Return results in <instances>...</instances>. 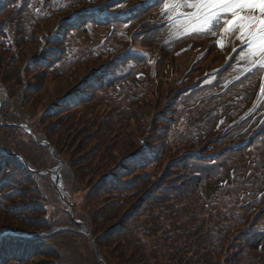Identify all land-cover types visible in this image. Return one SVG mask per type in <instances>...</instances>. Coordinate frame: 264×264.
Wrapping results in <instances>:
<instances>
[{"label": "trees", "instance_id": "1", "mask_svg": "<svg viewBox=\"0 0 264 264\" xmlns=\"http://www.w3.org/2000/svg\"><path fill=\"white\" fill-rule=\"evenodd\" d=\"M8 52L5 49H0V99L3 101L2 108L0 110V140L4 141L9 146H12L10 151L21 153L28 163L34 169L43 168L46 166H54L56 161L50 158L47 149L43 146L36 144V141L31 137L25 135L24 132H17L13 127H7L5 122L7 120H16L19 115L17 108H24L23 104L31 105L30 101L26 97H22L19 89H12L13 85L19 86V79L17 72H14V63L16 59H7ZM10 74H13L10 76ZM13 79V80H12ZM63 88L56 87L54 93H61ZM9 99V101H8ZM42 97L39 98L41 100ZM20 104V105H18ZM22 114V113H21ZM126 118L128 116L126 115ZM4 120V121H2ZM44 120V119H43ZM43 120L36 122V126L41 128ZM82 120V119H81ZM80 120V121H81ZM109 122V121H108ZM50 127L40 130L36 133L37 140L48 139L53 143L57 158H65L68 153V148L63 146V142L67 143L71 141V135L65 137L62 135L63 131H53ZM76 142H72V146L76 147ZM0 144L2 142L0 141ZM132 143L127 144L128 149H132ZM129 146V147H128ZM94 149L88 146V142H82L78 148L77 155L83 153H92ZM85 157H87L85 155ZM85 157L80 158L79 161H74L71 164L73 167H78ZM170 159V168L173 166H179ZM180 159H176V162H180ZM183 162V161H182ZM103 167H108L112 164V157L107 156L104 160ZM11 168L12 176L15 180L16 188L22 193L16 197L4 196V199L8 201V207H10L9 213L4 207H0V213L9 215V219L2 220L0 222V228L6 226L18 231H36L50 232L58 225L64 224V220L59 213H53L44 206H38L36 202V192L30 191V187L34 183L40 182L44 179L38 173H28L27 169L22 166L21 163L15 161V157L10 155L9 161L5 163V167L0 165V171H4L5 168ZM129 167V166H128ZM129 169L122 170L117 179V183H108L104 181L102 184H106V188L99 186L92 193L89 192L88 202L95 204L96 200H101L106 195L111 193H121L129 189H134V195L129 194L125 198L108 197V204L98 203L97 207H91L92 204H87L84 198V205L80 206V217L87 220L93 227L96 241L99 245L102 254L104 256L106 264H190V257H196L199 259L200 264H222L223 262V236H226V232L229 230V226L234 222H226L225 215L222 213L215 220H212V215L208 216L209 208L216 206V200H191L187 202V205L181 210L178 209L176 204H167L166 198H156L153 195L156 189L152 191L146 190L148 184L151 181L150 174H138L134 177V180L127 181L124 178H128L132 173H126ZM82 174V172H81ZM80 173L74 181H78L82 176ZM167 177V176H166ZM72 181V184L77 187L78 185ZM199 179L195 178L194 182H186L185 187H191L190 190L183 189V185L180 188H176V191H171L169 194L182 197L183 195L194 197L198 195V191H195V185ZM125 183L123 188H114L112 186H121ZM203 183V182H202ZM110 187L111 189H107ZM194 187V188H193ZM193 189V190H192ZM143 190V191H142ZM26 194H24L25 192ZM187 194V195H186ZM27 195V196H26ZM142 196L138 205L134 207V210L129 212L124 220L121 221L120 226L113 232H106L114 221L121 216L124 208L128 206V202L136 196ZM25 198L23 203L26 206L24 212H28L33 218L26 216H19L17 214V204L21 198ZM52 197H54L52 195ZM96 199V200H95ZM32 201L34 204H31ZM146 203L148 206H146ZM162 206V210L170 212V223L168 227L171 228L170 233H163L161 235L158 226L163 224V220L148 214L149 217L142 219V213L148 210H152L153 205ZM189 207H192V211L187 217H183V212L188 213ZM19 208H21L19 206ZM88 208V209H87ZM142 208V209H140ZM154 208V207H153ZM18 209V210H17ZM83 211V213L81 212ZM6 215V214H5ZM68 215H65L64 219L69 220ZM196 218L198 219V225H193L192 222ZM14 219V220H13ZM159 223V224H158ZM236 223V222H235ZM196 228V232L194 229ZM222 232V235L220 234ZM252 232V231H250ZM255 234V235H254ZM175 236L174 238L172 236ZM71 237V239H66ZM153 239V241L151 240ZM242 240L238 247L239 250L234 257L235 263L238 264L241 258H245L243 253H246L245 249L248 247L257 250L259 244L264 243V235L258 232H247L246 235H240ZM44 241H54V249L49 248V258L58 257L59 263L65 260L66 264H100L97 261L94 251L90 247L89 241L83 245V240L88 239L86 234L77 232L72 229H60L53 235L44 236ZM189 239L192 240V249L189 247ZM260 239V242L258 240ZM263 240V241H262ZM62 245H60V244ZM63 247V248H62ZM60 253V254H59ZM226 260V264H228ZM197 260L195 264H198Z\"/></svg>", "mask_w": 264, "mask_h": 264}, {"label": "rangeland", "instance_id": "2", "mask_svg": "<svg viewBox=\"0 0 264 264\" xmlns=\"http://www.w3.org/2000/svg\"><path fill=\"white\" fill-rule=\"evenodd\" d=\"M7 18H8V15L7 14H5L3 16H0V21L3 20V19H7ZM99 34L100 33L98 31H96V33L94 34V37H97V36L99 37ZM114 43H116L115 40H114ZM118 45H122V44L120 42H118ZM38 47H39L38 42L30 44L27 47V49H26V51H27L26 52V55H28V54H34V53L38 52ZM207 59H211V58L208 57ZM173 60H174V58H173ZM160 62L163 64L162 68L164 66H165V68H167V66L171 63V60L169 61V63H167L168 62L167 59H162V60H160ZM174 62L176 64L183 63V59L180 57V58L175 59ZM207 62H208V60L207 61H202L196 67L193 65L191 67L192 69L190 68L191 70L188 72V75L187 76H191V77L197 76L198 73H199V71L202 68L201 66H204ZM178 65H180V64H178ZM146 72L149 75L148 76V79H151L152 82H153V76H154V74H152L151 69L146 68ZM28 80H29V77H26L25 78V81H28ZM21 84H23V81L21 82ZM150 85H152V83ZM55 86H57L55 84V82L53 83V82H50V80H48V83L46 84V87H45L44 91L37 98L39 100V98L42 97L45 100H42L41 99L39 102L35 101L34 103L31 104V108H28V106H25L24 109H22L20 107L17 108V110L20 113V116H22L21 113H26L25 119H30L31 117L28 114H31V115L37 114L38 115L39 112H40V110H41V108L43 107L41 105L42 102L45 101V104H46L49 101V99L52 96H54L53 94H54V91H55ZM20 87H21V85L20 86L13 85L12 89H14V88L15 89H18ZM154 88H155V86H154ZM21 90L22 89L19 90L20 94H21ZM248 92L251 93V95H252V91L251 90H249ZM160 93L155 94L153 98H149L148 97V99L151 100L149 103H145V101L146 102L149 101V100H146L145 99L144 102H140V103L137 104V105H139L138 110H139V113L140 114L137 117V120L136 121L135 120H131L130 126H129L130 133H132V134L135 133L136 130L139 128V125H141V127H146V125H144V123H143L144 122V118H145L146 115L147 116L151 115V117L153 119L159 121L158 119H160V118H157V115H158V113L160 111H163V107L161 108L159 106L166 104V97L158 99L155 102V104H154V101L153 100L156 97H158L160 95ZM18 105H20V104H18ZM146 105H148V106H146ZM153 105H154V107H153ZM149 106H151L152 108H149ZM219 107H221V105H219ZM199 113L200 112H194V115L192 116L193 118L187 117L186 120H185V123L187 125H189L190 127L196 126V130L194 132L195 135L198 134L197 125L195 124V118H196L197 114H199ZM39 116H40V114L37 116V118H39ZM204 117H205V114H200V121L203 120ZM156 124L160 127V122L159 123L157 122ZM140 134H141V132H140ZM159 134H160V131L157 130V134L155 132V134H153V135H156L155 136V138H156V137H160ZM214 135L215 134H211V136H214ZM126 139H129V137H126L124 140H126ZM122 144H126V141L122 142ZM158 144H159V142H158ZM223 145H224L223 143H218L216 149H218V147H223ZM156 146L157 145H154L153 148H156ZM250 146H251V148H253V149L256 150V152L254 154V158L255 159L258 158L259 156L256 155V153H257L256 146L255 145H250ZM124 147H126V146L124 145ZM124 147L121 146L120 149L117 150V152L115 153V155L116 156L123 155L125 153L124 152V150H125ZM123 148H124V150H123ZM206 149H207V147L205 145L201 148L202 152H206L207 151ZM246 152H252V150H249V151H246ZM180 153H182V150H180V149L179 150L171 149V151L167 154V156L163 157L160 160H157L154 163V165H152V166H154L152 168V170H151V172L153 173L152 180H153V178L157 177V179H158L157 180L158 181L157 182V185L158 186H161V185H164V186L165 185L166 186L167 185H172L174 183H177V182L182 181L185 178L184 177L183 170H182V168L180 166H173L172 168H170V162H169L170 159L175 158L176 156L180 155ZM67 157H69V151L67 153ZM241 175H242V171L241 170H237L236 171V174H233V176H232V174H229L228 177L229 178L232 177L233 179H237L238 176H241ZM221 180H222V174H221L220 177H218L217 181H221ZM88 182H89V180L83 178L77 184L78 185L77 187H73V185L72 186L70 185V189H68V191H67V194H69V195H67V198H71V201L74 203V206L76 205L78 207V205L76 204V201L79 203V205L83 206L84 205V198H85L87 204H92V202H88V201H90L89 200V196H88V193H89V190H90L88 188V185H89ZM188 184H191V183H188ZM185 188L187 190H190L191 189V187H187V186ZM260 188L263 189L262 185H260ZM259 192H260L259 190L245 188L242 191V195H244L243 196V203H245V201H247V200H250V202L246 205V206H250V207H253V206L259 204L260 201H258L256 199V197L259 196ZM232 195H234V194L232 193ZM54 196H55V199H58V194L57 193ZM197 199L198 198H193L191 200H197ZM97 201L99 203H101V204L106 203V201L108 202V197L102 198L101 200H97ZM133 201L134 200H131L130 203H132ZM262 202H264V201H262ZM97 205H98V203H95V204H92L91 207H95L96 208ZM153 207L151 208L152 210L150 212H148V214H151L152 216L156 217L157 219L163 220V224L161 226L160 225L158 226L159 231H162V232H160V234H157V235H161L163 233H170L171 228L168 227V224L170 223V219H169L170 216H169L168 212L162 211L161 204L159 206L158 205H156V206L153 205ZM81 212L83 213L82 210H81ZM5 214H1L0 213V222L2 220L9 219V215L7 213H5ZM148 214H145V215H148ZM145 215H143V218L142 219H144V217H146ZM182 215H184L183 217H187L189 215V213L183 212ZM147 217L150 218L149 215ZM230 218L232 219V216ZM259 220L263 221L264 220V216L261 217L260 219H258V221ZM192 224L193 225H196V224L198 225V219L196 220V218H195L193 220ZM244 227L245 226L243 225V221L240 220V221L234 223V226L233 225H230L229 226V230H228V232H226V236L225 237L222 235V232H220V234L223 236V240L227 237L224 240V242H223L224 251L222 253V255H223V262H222V264H226V260H228V259H229L228 264L235 263L234 257L236 256V253L239 250L238 245H239L240 241L242 240L239 237H240V235H246L247 236L246 229H244ZM194 232H196V228L194 229ZM172 237L174 238L175 236L173 235ZM66 239H69L70 240L71 237H68ZM151 240L153 241L152 238H151ZM87 242H88V239H84L83 240V245H85ZM189 243L191 244L192 243V240L189 239ZM192 244H191V246H189L191 249L193 247ZM245 251H246V253H243L242 254L243 256H245V258H241L239 260L238 264H261V263L264 264V247L261 250L260 249L252 250L251 247H248V248L245 249ZM190 260H191L190 264H195V261L196 260H197V263L199 261V259H197L196 257H192V256L190 257ZM198 264H200V263H198Z\"/></svg>", "mask_w": 264, "mask_h": 264}, {"label": "snow or ice", "instance_id": "3", "mask_svg": "<svg viewBox=\"0 0 264 264\" xmlns=\"http://www.w3.org/2000/svg\"><path fill=\"white\" fill-rule=\"evenodd\" d=\"M120 0H110L119 3ZM109 5H102L106 8ZM194 11L186 14L193 22L196 31H207L215 34L221 23L225 33L233 29L246 47L242 56L250 58V71L254 68L264 69V0H188L184 5ZM230 16L231 19L225 17ZM264 93V86L261 87Z\"/></svg>", "mask_w": 264, "mask_h": 264}]
</instances>
